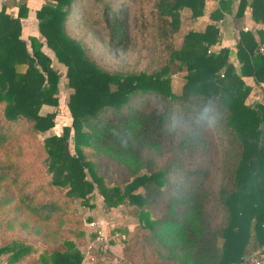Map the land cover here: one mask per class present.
<instances>
[{
	"label": "trees",
	"instance_id": "1",
	"mask_svg": "<svg viewBox=\"0 0 264 264\" xmlns=\"http://www.w3.org/2000/svg\"><path fill=\"white\" fill-rule=\"evenodd\" d=\"M205 1L152 0L149 17L139 21L141 29L146 30L149 21L155 29L159 50L151 71L107 70L92 48L67 30L73 21L78 26L104 27L107 45L127 51L129 7L117 1L46 0L35 11L36 29L44 41L30 36L29 43L21 37L20 19L28 12L25 0L12 1L17 16L8 14L1 3L0 148L9 144L15 131L31 135L55 126L65 80L71 123L63 125L60 134L43 138L52 187L65 188L68 201H87L96 191L106 208L126 204L149 232L148 241L163 248L164 258L172 264H254L257 258L264 262V130L260 128L264 105L246 104L252 88L243 79L264 84V29L257 31V39L250 31H240L238 70L229 61L227 48L211 49L219 41L216 24L188 31L176 46L181 11L187 8L190 18H197ZM219 2L226 9L230 0ZM248 3L252 19L264 25V0H240L236 22ZM44 45L58 67L42 50ZM179 73L183 83L174 92L171 82ZM43 106L55 109L42 114ZM185 122L189 128L180 131ZM209 127L224 151L215 193L207 187L210 169L205 163L185 166L186 161L210 153L205 133ZM105 157L125 165L131 180L122 186L107 185L97 172ZM23 172L19 162L0 163V182L20 183L24 189ZM37 197L35 190H24L20 201L34 213L46 212L40 218L63 209L59 202ZM13 200L4 189L0 208ZM64 216V227H26L47 246L37 256L35 248L22 240L0 243V264H81L82 253L70 238H82L83 229L76 220L70 225ZM121 230L126 233L125 227Z\"/></svg>",
	"mask_w": 264,
	"mask_h": 264
},
{
	"label": "rangeland",
	"instance_id": "2",
	"mask_svg": "<svg viewBox=\"0 0 264 264\" xmlns=\"http://www.w3.org/2000/svg\"><path fill=\"white\" fill-rule=\"evenodd\" d=\"M119 6L129 7L128 16L130 23V36L127 51L112 49L106 43L107 32L105 28H91L78 26L74 21L67 26L69 34L92 48V52L98 63L107 70L127 71L151 68L158 57V43L155 40L153 22L146 30L141 29L139 21L142 17L148 18L152 0H114ZM92 14L96 8L92 6ZM90 15V16H91ZM135 19L138 20L134 26ZM43 39V38H42ZM44 41V40H43ZM29 43V42H27ZM179 36L175 37V45H179ZM45 53L51 58L52 65L58 67L52 51L44 45ZM65 82V80H64ZM62 82L59 93V106L55 117V126L46 133L31 135L20 134L15 131L12 139L5 147L0 148V163L8 161L19 162L24 167L22 180L27 184L20 189V183L12 184L9 181L0 182V193L5 189L14 197V200L0 208V243L18 239L31 244L35 248V256L40 254L47 246L26 231V227L33 229L51 230L55 226H66L65 218L70 219V225L76 220L83 229L82 238H70L82 253L81 264H172L165 259L166 252L151 240L147 230L141 228L136 216L126 204L115 208H106L102 198L95 191L87 201L80 199L67 200L65 188L52 187L50 175L46 170V154L43 147V138L52 134H60L63 125H70L71 117L66 108L68 92ZM183 83L182 73L173 76L171 82L174 92L180 90ZM249 85V84H247ZM251 91L245 102L248 105L261 103L264 105V84L249 85ZM55 108L43 106L41 113L53 111ZM187 122L181 125L180 131L187 128ZM189 128V127H188ZM187 128V129H188ZM186 129V130H187ZM211 141V150L208 155H198L185 162V166H194L205 163L210 169L207 187L216 192L222 177V159H224L223 144L217 138L213 128L205 131ZM70 152L73 153L72 141L69 142ZM163 163V159L161 160ZM97 172L104 177L107 185L122 186L132 176L128 174L125 165L115 162L108 157L103 158ZM35 190L38 201L54 200L62 204L63 209L51 213L48 219L40 218L46 212L34 213L24 208L20 201L21 194ZM141 191V189H140ZM66 202V203H64ZM221 221L222 218L218 217ZM94 222L93 226L89 223ZM23 223H26L22 225ZM64 225V226H63ZM8 226V227H7ZM72 227V226H71ZM78 227V226H76ZM126 233L122 232V228ZM250 259V258H249ZM254 264H264L259 258L253 259Z\"/></svg>",
	"mask_w": 264,
	"mask_h": 264
},
{
	"label": "crops",
	"instance_id": "3",
	"mask_svg": "<svg viewBox=\"0 0 264 264\" xmlns=\"http://www.w3.org/2000/svg\"><path fill=\"white\" fill-rule=\"evenodd\" d=\"M12 1L18 0H0V4L6 5V12L17 16L18 7L12 3ZM46 0H25L28 8L27 16L20 19L21 22V37L29 42L30 36L37 37L42 41V37L39 35L36 29L37 19L35 18V11L38 10ZM249 2L251 0H248ZM240 0H230L227 4L228 7L224 9L220 5L219 0H206L204 5L203 14L197 18H190V11L185 8L181 11V25L179 32L176 34L181 41L182 36L188 31H203L208 24H216L219 30V41L211 47L212 51H218L220 48H227L229 50V61L238 70L239 63L236 58L237 42L240 37V31H250L255 38H258L257 31L264 29V25L255 22L251 17V9L249 3L247 4L244 14L239 22L235 20V13L238 8ZM12 3V4H11ZM220 12L223 16L219 19H215L211 16L212 13L217 15ZM44 51V46L42 47ZM45 52V51H44ZM264 53V49L261 50ZM246 84L251 85L253 80L249 77L243 78ZM255 256V255H254Z\"/></svg>",
	"mask_w": 264,
	"mask_h": 264
},
{
	"label": "water",
	"instance_id": "4",
	"mask_svg": "<svg viewBox=\"0 0 264 264\" xmlns=\"http://www.w3.org/2000/svg\"><path fill=\"white\" fill-rule=\"evenodd\" d=\"M260 128L262 129V130H264V123L262 122V123H260ZM254 255H252V256H245V258L246 259H249V258H251V257H253Z\"/></svg>",
	"mask_w": 264,
	"mask_h": 264
},
{
	"label": "built area",
	"instance_id": "5",
	"mask_svg": "<svg viewBox=\"0 0 264 264\" xmlns=\"http://www.w3.org/2000/svg\"><path fill=\"white\" fill-rule=\"evenodd\" d=\"M263 49H264V45L262 46L261 50H263ZM94 224H95L94 222H90V223H89L90 226H93ZM257 264H258V263H257Z\"/></svg>",
	"mask_w": 264,
	"mask_h": 264
}]
</instances>
